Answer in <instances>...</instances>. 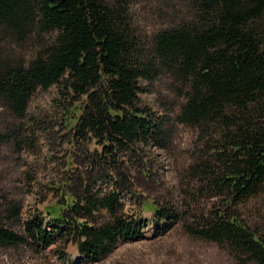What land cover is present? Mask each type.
<instances>
[{"label": "trees", "instance_id": "1", "mask_svg": "<svg viewBox=\"0 0 264 264\" xmlns=\"http://www.w3.org/2000/svg\"><path fill=\"white\" fill-rule=\"evenodd\" d=\"M183 1L185 12L147 34L132 0H0V33L37 43L27 61L0 60V108L22 120L33 94L55 87L62 128L78 148L69 155L75 169L51 189L58 196L40 215L22 223L21 205L5 204L0 249H47L61 236L59 246L102 264L119 242L138 240L145 224L123 212L120 196H132L135 175L148 179L150 150L168 149L172 121L195 132L196 192L221 200L183 222L186 235L215 244L235 264H264V235L236 209L264 195V0ZM163 75L183 102L159 119L142 95L145 82ZM142 208L160 223L181 220L154 200Z\"/></svg>", "mask_w": 264, "mask_h": 264}, {"label": "rangeland", "instance_id": "2", "mask_svg": "<svg viewBox=\"0 0 264 264\" xmlns=\"http://www.w3.org/2000/svg\"><path fill=\"white\" fill-rule=\"evenodd\" d=\"M132 1L138 24L147 34L167 26L180 12L186 11L183 0ZM36 45L33 35L19 42L0 33V60L27 61ZM144 87L147 92L142 99L159 119L167 113L172 118V113L179 111L178 106L183 100L167 76L158 78L153 86L145 82ZM59 102V93L53 87L47 91L38 89L33 94L22 120H13L0 108V211L5 204L10 205V201L21 205L22 223L40 215L46 205L54 202L58 192L51 189L75 169L69 155L78 148L70 143L72 134L62 128ZM168 126L170 146L167 150L151 148L152 156L148 158L155 157L156 162L148 170V179L135 175L132 196L128 193L120 196L123 212L145 224L142 236L136 241L119 242L112 256L102 264H235L221 248L191 239L182 227L183 222L193 223L202 214L219 209L221 200L196 192L197 182L190 174V166L199 153L194 130L173 125L172 121ZM81 145L80 159L86 150V146ZM87 148L93 149L92 146ZM97 187L109 191L114 188L105 182H99ZM153 200L161 206L174 207L181 220L173 224L159 223L152 212L142 208ZM236 209L253 230L264 235V195L248 199ZM12 227L22 232L21 225ZM43 227L50 231L47 220ZM59 244L61 236L47 249H42L39 244L17 250L0 249V264H88L72 244L65 248ZM60 253H65V260L59 258Z\"/></svg>", "mask_w": 264, "mask_h": 264}]
</instances>
